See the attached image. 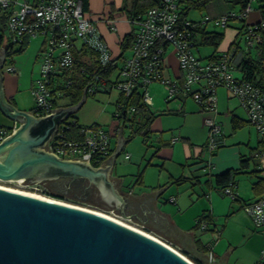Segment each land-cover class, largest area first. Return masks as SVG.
<instances>
[{
  "label": "built area",
  "instance_id": "obj_1",
  "mask_svg": "<svg viewBox=\"0 0 264 264\" xmlns=\"http://www.w3.org/2000/svg\"><path fill=\"white\" fill-rule=\"evenodd\" d=\"M156 1V5L131 22L135 28L131 32L132 43L128 51L114 57L101 35L97 21L88 18L83 11L82 0H0V16L6 17L5 29L9 35L3 47L6 58H10L31 39H42L39 72L31 85L35 114L44 117L50 115V110L54 109L53 102L58 99L62 89L73 85L72 75L76 69H80V74L87 78L86 86L90 85L85 91L87 96L116 90L128 97L137 91L140 92L142 103L150 107V86L160 84L166 89L167 103L175 99L180 101L179 111L183 102L191 98L200 111L207 114L203 119L207 133L204 150L211 157L224 143L222 124L216 119V93L219 88H224L238 99L246 113L247 123L255 128L264 141V88L236 76L227 52L210 61H203L196 56L195 29L199 25L180 19L185 3L191 0ZM246 1L248 4L241 13L222 16L216 24L225 27L228 17L245 18L253 11L252 3L255 0ZM105 24L109 30L116 31L115 18L106 17ZM258 28L264 30V19ZM247 29L245 44L248 49H253L261 39L253 26L248 25ZM83 50L86 52V55L83 54L85 57L92 55L96 62L79 68L74 54L79 55ZM168 53L175 56L178 65L179 76L174 79L164 76ZM95 63L100 73L95 71ZM111 66H114V70L107 74L110 76L102 73ZM7 71L19 74L13 66ZM130 111L132 113L134 108L131 107ZM61 124L49 144L57 158L83 160V156L88 154V165L94 169L107 159L111 139L104 128L83 126L77 138L69 139L62 133L66 125L63 121ZM15 129L16 125L10 130L0 125V143ZM208 167L213 168L211 160ZM261 173L264 177V168ZM234 188L236 183L230 181L222 189L224 196L230 197L231 201L238 199ZM244 211L264 239V196L245 205ZM206 228L207 225L202 222L201 229ZM206 262H218L212 246L206 255ZM255 264H264V247Z\"/></svg>",
  "mask_w": 264,
  "mask_h": 264
},
{
  "label": "crops",
  "instance_id": "obj_2",
  "mask_svg": "<svg viewBox=\"0 0 264 264\" xmlns=\"http://www.w3.org/2000/svg\"><path fill=\"white\" fill-rule=\"evenodd\" d=\"M106 1L107 0H105V2ZM260 1L261 0H257L253 3V11L247 15L245 19L246 25L251 26L259 24L263 19L261 11L259 10ZM110 4L111 2L109 5ZM115 4L116 3H112V6H110L107 11L108 16L104 15L106 11L102 14L100 12L97 16V12L95 13V11L98 8L95 7V0H87L86 15L91 20L97 21L98 28L106 42L113 43V37L116 35V44L117 41H121L124 36L132 32V27L127 17L122 16L119 14L118 10L114 9L116 8ZM113 9L116 11L115 14L112 12ZM106 17L116 19L115 32L109 30L106 26ZM118 25H120V27H118ZM236 37L237 30L235 28L234 30H229L228 33H224V38L218 48L214 50V53L217 55L228 52ZM41 47L42 43L39 44V48L36 51H32L31 58L29 59L31 65L27 70L24 69L25 71H23L24 73L22 72L21 77L16 78L20 73L14 74L3 70L5 62L7 61L5 55L3 64L0 68V74L3 78L1 81L3 97L6 103L17 111L30 112L31 116L36 119L44 117L38 116L33 112L34 100L31 96V85L37 78L39 72V70L36 71L37 68L35 63H39V52ZM250 55L254 57L256 52L252 49L250 50ZM82 56L83 55H81V57ZM82 61L87 64H94L95 62L94 56L92 55L88 57L83 56ZM237 74L240 75L239 73ZM164 76L170 79L179 76L177 61L172 53H168L166 56ZM21 80H23L24 83H22ZM158 86L162 85L153 84L150 86L149 90L158 94ZM113 91L98 94L111 96ZM120 94V92L116 91L117 97L114 102V111L111 114L112 121L117 120L119 123L120 120L117 117L116 109ZM95 96L96 94L89 97L95 99ZM89 97H87L81 107L73 113V117L70 120L76 121L77 124L83 126L96 125L104 128L111 139L110 156L117 145L119 127L117 124H112L111 126L102 125L99 122L101 121V116L98 110L94 113V116L79 118L78 113H80V110L84 107ZM216 97V119L223 125V136L226 135V140L223 146L212 156L213 159L211 161L214 164H212V169L208 167L210 158L207 157L208 155L204 150L206 130L203 126V117L207 116V114L199 111V107L196 108L192 103L186 101V99L183 102L184 107L182 110L177 112V114L181 115V118L178 119L180 126L176 128H171L164 123V115L160 112L152 111L150 107L151 112H155L157 116L149 125L148 136L145 138L142 137V143L145 144L147 142L145 140L151 138L152 131L161 134L167 130L170 132V139L162 140L160 138H155L154 145L151 144L149 146L154 151L153 157L158 159L154 165L155 169H148V165L152 160L148 161L147 165L140 169L142 161L141 158L137 156L135 161H138V164H136V162L133 164L135 172H126L123 170L118 172V165L122 166L117 162L118 157L124 153V160L127 161L131 159V155L129 157L126 156L127 153H125V148L132 138L130 137V130L124 128L121 129L122 139H131L122 145L121 151L114 158L109 177L110 179H119L116 189L119 196L125 198L122 206V213L125 217L132 220L137 226L146 227L148 231L167 239L175 248L179 249L181 254L184 252L200 256L198 251H196L199 243H203L205 247L212 246L217 261L222 262L220 256L223 253L222 250L224 251L225 249L224 242L219 241L213 245L210 238L206 235V233L211 231V224L210 226L207 225V228L203 230L201 229V225L200 228L197 226V222L202 215H208L209 220H211L214 223V227H216L215 222H219L222 217L230 216V214L232 215L236 212L233 202H236L238 207L244 210L245 205L264 196V187L253 188V185L261 178L264 180L261 173V170L264 168V141L257 131L254 130L252 126L248 125L245 111L240 107L237 98L232 97L224 88H220L217 91ZM61 101L66 102V104L60 105ZM61 101L56 102L55 109L69 107L66 100ZM152 103H154V99ZM156 103H158V100ZM188 104L190 105L189 107H187ZM61 122L57 124L56 131L62 125ZM0 125L9 130L12 129L13 125H16V129H18L20 127V122L8 117L0 109ZM113 127H115L114 136L111 132ZM125 130L127 131L126 136L124 133ZM173 139L177 140L172 142ZM51 141L52 140L48 141L47 147H49ZM126 161L123 162L126 163ZM227 171H239L238 175H246L253 179V181L248 179V183H252L253 195L250 199L246 200L245 198L244 200L238 198L236 201H228L225 199L222 190L216 186L215 179L216 176ZM254 171L258 172V176L252 173ZM207 173H209V175ZM207 176H209L208 178L213 177V181H206V183H204V179H207ZM248 221L249 220L244 217L245 227H249ZM195 227L198 228L196 229ZM248 236L255 238L258 241L259 248H262L263 237L259 232L256 233L255 231H251L249 234L248 230ZM215 251H217V253ZM204 256L205 255H201L202 258H204ZM256 261L257 258L254 260L253 264H255Z\"/></svg>",
  "mask_w": 264,
  "mask_h": 264
},
{
  "label": "water",
  "instance_id": "obj_3",
  "mask_svg": "<svg viewBox=\"0 0 264 264\" xmlns=\"http://www.w3.org/2000/svg\"><path fill=\"white\" fill-rule=\"evenodd\" d=\"M4 55L1 53L0 68ZM2 79L0 74V109L18 120L20 127L0 143V179L43 185L44 180L57 182L61 178L48 179L45 173L35 176L37 167L47 168V172L60 170L63 176L88 177L97 184L101 197L110 200L100 208L108 211L117 208L114 212L125 217L122 213L125 198L116 189L119 179L109 177L114 158L131 139H122L121 124L116 148L99 168L88 165V154L83 160L58 159L47 143L52 140L57 124L81 107L85 94L79 105L53 109L50 115L36 119L30 112L17 111L6 103ZM27 179L34 181L27 183ZM54 186L63 194L67 192L59 182ZM0 264L190 263L151 237L107 217L0 188Z\"/></svg>",
  "mask_w": 264,
  "mask_h": 264
},
{
  "label": "rangeland",
  "instance_id": "obj_4",
  "mask_svg": "<svg viewBox=\"0 0 264 264\" xmlns=\"http://www.w3.org/2000/svg\"><path fill=\"white\" fill-rule=\"evenodd\" d=\"M121 1L122 0H107L105 2V0H95V7L98 8L96 9L95 13L97 12L96 14L98 16L100 12L102 14L104 13V11H106L104 15L108 16L107 11L109 10L110 6H112V3H116L115 4L116 8L114 7L113 8L115 10H118L119 14H121L122 16H126L127 13L123 9L124 3ZM110 2L111 4L109 5ZM126 2H127L126 3L127 7L129 8L131 6L132 0H127ZM114 9L112 12H114L115 14L116 11ZM238 10H239V5L235 4L233 0H211L206 5V7L202 8L201 10L192 9L188 15V18L195 22H206L207 31L220 32V33L222 32L224 34V33H228L229 30H234V28H237L239 23L230 22L228 24V27L225 29L221 26H218L216 22L219 20V17L221 15H224L229 12L236 13ZM118 27H120V25H118ZM0 36H3L4 43L8 42V37H9L8 32L6 31L5 27L2 25H0ZM113 40H114L113 43L107 42V44L110 50L112 51L113 56L116 57L120 53V48H119L120 41H117L115 44V41L117 40L116 35L113 37ZM41 43H42L41 38L31 39L29 44L28 42L24 43L23 45L26 44L25 50L20 54L14 53L12 56V60L11 58L7 57V61L5 62L3 70L7 72V69L10 68L11 65H13L16 68L15 69L16 72L19 71L18 73H20V75L16 76V78L21 77L22 72L25 71L24 69L27 70L31 65V62L29 61V59L31 58L32 51L34 50L36 51L39 48V44ZM240 45L241 47L245 48L246 44H245L244 38L241 41ZM212 51H213L212 47H201L200 52L195 53V54L198 57L206 58L207 56L210 55V53H212ZM35 65L37 68L36 71H38L40 64L35 63ZM236 76H240V75L236 73ZM21 82L24 83L23 80H21ZM157 88H159L158 94L154 93L153 91L152 92L150 91L152 95V100L154 99V103H152V106H150L152 111L162 113V115H164L163 122L169 125V127L171 128H176L177 126L179 127L180 124H179L178 119L181 118V115L177 114V112L179 111V106L181 104L180 101L178 99H175L167 103L166 102V89L164 87L162 88V86H158ZM87 97L89 96L85 95V98ZM95 97H94L95 99H92V97H89L86 100L84 107L80 110V113H78V117L87 118L90 116H94V113L98 110L99 115L101 116V121L99 122L102 125L111 126L112 124L113 125L117 124V126L120 127L121 123H119V121L117 120L112 121V118H111V114L114 111V102L117 97L116 91H113L111 96L96 94ZM157 100H158V103H156ZM186 101H188L189 103H192L196 108H198V106L193 102L191 98L187 99ZM62 104H66V102L61 101L60 105ZM189 106L190 105L188 104L187 107ZM183 107H184V104L182 108ZM198 110L200 111V108H198ZM252 128L255 130L253 126ZM164 130H167V129H164ZM111 132H112V135L114 136L115 127L111 129ZM222 132H223V129H222ZM124 133L126 136L127 131L125 130ZM155 138H158V139L160 138L162 140H168L170 139V132L167 130L161 134L159 132L157 133L155 131H152L151 138L146 139L145 141L147 142L145 144L142 143L141 135L138 134L136 136H132V139L128 142L125 148V153H127L128 155H131V159L127 161L124 160V153H122L117 159L118 164L122 165V166L118 165V169H119L118 172L121 170L126 171V172H130V171L135 172V167H133V164L135 162L136 164H138V161H135L136 160L135 158L137 156L141 158V161H142L141 163L142 165L140 169H142L143 166H146L147 162L150 160H152V162L148 165V169L150 170L155 169L154 165L156 164L158 159L153 157L154 151L151 147H149L151 144L154 145ZM205 139L207 141V133H206ZM225 140H226V135L223 136V141L225 142ZM207 155H208L207 157L210 158V160L213 159V157L209 156V154ZM123 161H126V163ZM211 163L213 164L212 161ZM207 174L209 175V173ZM208 177L209 176H207V179H204L205 180L204 183H206V181H211V182L213 181V177H210V178ZM248 179L253 181L251 177L246 176V175H238L235 177L236 188H234V191L237 194L238 198H241L244 200L246 198L247 200V199H250L251 196L253 195L252 186H251L252 183H248ZM0 186L11 189V190H17V191L25 192V193L32 194V195H37V196H40V197H43L49 200L61 202V203L68 204L71 206L84 208V209H88L91 211H96V212L106 214L121 222L131 225L134 228H137L151 235H154L155 237L159 238L163 242L169 244L174 249L179 251V249L175 248L167 239H164L163 237L157 235L156 233H152L148 231L146 227L137 226L136 223H134L132 220L128 218L117 215L114 212V210H117L115 208H112L111 210L108 211V210H105V209H102L96 206L85 204L76 199L56 198L50 194V192L48 191L46 187L38 183H32V184L25 185V184H20L18 181H14V180H1L0 179ZM225 199H227L228 201H231V198L228 196H225ZM233 203H234V208H235L234 210H236V212L232 215L230 214V216L222 217L219 220V222H215L216 227H211L212 231L206 233V235L210 238V241H212L213 245L218 243L219 241L224 242L225 249L224 251L222 250L223 253L220 256L222 262H218L215 264H253L256 258L258 260L260 256V251L264 247V239H263L262 248L260 249L258 245V241L255 238L248 236V230H249V234L251 231H255L256 233L259 231L254 228L246 212L243 209L241 210L238 207L236 202H233ZM244 217L249 220L248 221L249 227H245ZM215 252L217 253V251Z\"/></svg>",
  "mask_w": 264,
  "mask_h": 264
},
{
  "label": "trees",
  "instance_id": "obj_5",
  "mask_svg": "<svg viewBox=\"0 0 264 264\" xmlns=\"http://www.w3.org/2000/svg\"><path fill=\"white\" fill-rule=\"evenodd\" d=\"M82 1H83L82 8H83V11L86 13L87 12V0H82ZM126 1L127 0H122V2L124 3L123 9L127 13L126 17L129 21V24L132 27V31L135 27L132 26L133 23L131 22H133L138 16H141L142 14H144L148 8L157 4L156 0H132L131 6L128 8ZM210 1L211 0H191L189 2H186L182 12L180 13V19L190 20L188 18V15L192 9L201 10L202 8L206 7V5ZM233 1L235 4H238L240 7L239 11L236 12L237 14L241 13L243 9L246 7V5L248 4L246 0H237V1L233 0ZM253 3H252V8H253ZM259 10L261 11L262 17L264 19V0L260 1ZM229 13H232V12H229ZM229 13H226L223 16ZM246 17L242 19L228 17L227 24L223 28L226 29L230 22H238L240 25L237 28H235L237 30V37L235 41L232 42L227 54L230 56L235 73H239L242 79L253 83L255 86L264 88V82H263L264 30L258 28L259 24L251 25L254 28V32L257 33L261 39V42L255 48H253L254 52H256V55H254L253 57V55H250V50L252 49H248L246 46L244 48V47H241L240 45L243 38L245 41V36L248 32V29H247L248 25L245 24ZM5 20H6L5 15L0 16V25L5 27ZM190 21L199 25L195 29V33H196L195 42L197 43V48H198L197 53L200 52L201 47H212L213 48V51L209 56H207L206 58H201V57L199 58L205 61L218 59L220 55L219 54L216 55L214 53V50L217 49L218 46L221 44L224 38V34L222 32L220 33V32L207 31L206 22H195L192 20ZM131 43H132V36H131V33H129L126 36H124V38L119 43L120 56H122L126 51H128V49L131 46ZM5 46H6V43H4L3 36H0V50ZM25 47H26V44L18 48L14 53L15 54L22 53L25 50ZM85 53L86 52L83 50L80 52L79 55L74 54L76 63H77L76 66H79V68L84 65H87V63H84L82 61L83 56L81 57V54L86 55ZM12 56L13 55H11L10 57L11 59H12ZM90 68L94 69V67L92 66H90ZM113 70H114V66H111L108 70H105L104 72L102 71V73H104L106 76H110L107 74H109L110 72L112 73ZM95 71L100 73V70L96 66V63H95ZM72 81H73L72 83L73 85L70 88L62 89V92L60 96L58 97V99L53 102L54 109L56 107V102L61 101V100H66L68 102L69 107H75L79 105V103L82 101L84 94H85L84 89L87 84V78L83 74L82 75L80 74V69H76L75 73L72 75ZM109 92H106V93H109ZM131 107L134 108V111L132 113L130 111ZM116 111H117V117L119 118L120 123H121L120 128L122 129L127 128L128 130H130L131 138L132 136H136L138 134L141 135L143 138L148 136L149 125L157 116L155 112H151V109L149 106L142 103L140 92H137V91H134L128 97H125L123 94H120V97L117 102ZM33 112H34V108H33ZM72 117H73V114H71L69 117L63 120V123L66 125V128L63 129L62 133L64 134L65 138H69V139H73L75 137L77 138L79 136L78 134L79 129L83 127V125L77 124L76 121L70 120ZM94 126L96 127V125ZM94 167H96V165H94ZM252 173L258 176L257 171H254ZM238 174H239V171H227L221 175L216 176V179H215L216 186L220 190H222L230 181L235 183L234 179ZM30 181L31 179L26 180L27 183ZM68 181H69L68 178H60L57 181L66 187L67 192L64 194L58 191L57 188L54 186V183H57V182L46 180V181H42V183L49 190L50 194L53 197L61 198V199L63 198L77 199L85 204L96 206L99 208L103 206L102 203H100V194L96 186L92 185L90 187H86V183L81 180H74L72 182L70 181L68 182ZM258 187L260 188L264 187V180L262 178L253 185V188L255 189ZM202 222L208 226H210L211 224V227L212 226L214 227V223L211 220H209L208 215L207 216L202 215L199 218L197 222V226L199 228ZM198 227H195V228L197 229ZM196 251H198L200 256H196L195 254L192 255V254H188L184 252H183V255L186 256L189 260H191L195 264H207V262L205 261V256L210 251V247L209 246L205 247L203 243H199ZM201 255H205L204 258H202Z\"/></svg>",
  "mask_w": 264,
  "mask_h": 264
},
{
  "label": "bare ground",
  "instance_id": "obj_6",
  "mask_svg": "<svg viewBox=\"0 0 264 264\" xmlns=\"http://www.w3.org/2000/svg\"><path fill=\"white\" fill-rule=\"evenodd\" d=\"M10 182H12V181H10ZM0 188L8 189V188L2 187V186H0ZM8 190H11V189H8ZM12 191L19 192V193H23V194H27V195L34 196V197H38V198H42V199H45V200H49V199H46V198H43V197H40V196H37V195H32V194H28V193L21 192V191H17V190H12ZM49 201L56 202V203L63 204V205H67V206H71V205L64 204V203L57 202V201H53V200H49ZM71 207H75V206H71ZM75 208L82 209V210H86V211L93 212V213H95V214H98V215H101V216L107 217V218H109V219H111V220H114V221H116V222H118V223H120V224H123V225H125V226H127V227H129V228H132V229H134V230H136V231H138V232H140V233H143V234H145V235L151 237L152 239L158 241L159 243L163 244L164 246H166L167 248H169L170 250H172L173 252H175L177 255H179L181 258H183L185 261H187L188 263H190V264H195V263H193L191 260H189L186 256H184L183 254H181L179 251H177L176 249H174L172 246H170L169 244L163 242L162 240H160L159 238L155 237L154 235H151V234H149V233H147V232H145V231H142V230H139V229H137V228H134L133 226L128 225V224H126V223H124V222H121V221H119V220H117V219H115V218H112L111 216H108V215H106V214H103V213H100V212H96V211H91V210L84 209V208H79V207H75Z\"/></svg>",
  "mask_w": 264,
  "mask_h": 264
},
{
  "label": "flooded vegetation",
  "instance_id": "obj_7",
  "mask_svg": "<svg viewBox=\"0 0 264 264\" xmlns=\"http://www.w3.org/2000/svg\"><path fill=\"white\" fill-rule=\"evenodd\" d=\"M1 53H2V54L5 53V51H4L3 48L0 50V56H1ZM32 171H33V170H32ZM33 173L35 174V176H41L43 173H45V174H47V175L50 177V178H48V179L61 177V178H68V180H69L70 182H72V181H74V180H81V181H83V182L86 183V187H90V186H92V185H94V186L97 187V184L95 183V181L89 179L88 177L63 176V175H61V174H62V171H60V170H56V171H52V172H47V168H44V167H37V168L34 170ZM31 180H33V179H31ZM33 181H34V180H33ZM44 181H46V180H44ZM69 181H68V182H69ZM97 189H98V187H97ZM99 194H100V193H99ZM108 201H110V200L103 199V198L101 197V195H100V202H101V203H108Z\"/></svg>",
  "mask_w": 264,
  "mask_h": 264
}]
</instances>
